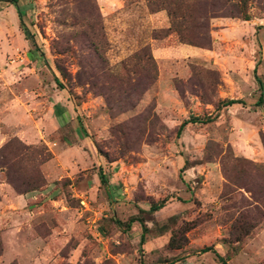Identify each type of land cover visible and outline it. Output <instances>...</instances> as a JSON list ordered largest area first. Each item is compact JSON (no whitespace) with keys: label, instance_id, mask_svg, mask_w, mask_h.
<instances>
[{"label":"rangeland","instance_id":"obj_1","mask_svg":"<svg viewBox=\"0 0 264 264\" xmlns=\"http://www.w3.org/2000/svg\"><path fill=\"white\" fill-rule=\"evenodd\" d=\"M18 4L0 0V149L49 159L33 191L0 167V264H264V0L212 18L208 48L153 39L170 22L145 0ZM193 117L213 121L179 135Z\"/></svg>","mask_w":264,"mask_h":264},{"label":"trees","instance_id":"obj_2","mask_svg":"<svg viewBox=\"0 0 264 264\" xmlns=\"http://www.w3.org/2000/svg\"><path fill=\"white\" fill-rule=\"evenodd\" d=\"M151 13L165 11L168 15L170 27L160 31H155L153 39H163L175 33L179 41L183 44L208 48L212 43L210 20L216 17H237L244 21H249L251 15L248 12V0H145ZM19 11L22 12L18 0H12ZM26 33V30H25ZM59 83V81H58ZM60 84V83H59ZM61 86V84H60ZM62 88V86H61ZM241 100H226L222 103L224 107L242 104ZM264 104V90L260 96L258 105ZM213 119L193 117L179 128V135L189 124L209 123ZM37 150L27 146L21 141L14 139L0 149V167L6 171L7 181L18 191L38 190L43 185V177L40 174L39 166L46 162L49 157L38 159ZM41 157V154H39ZM104 181V177H102ZM163 204L154 205L152 212L161 210ZM140 221L133 217L130 223ZM143 222V221H142ZM129 223V224H130ZM144 225V224H143ZM148 229L144 225L142 242ZM175 239L172 238L170 246H173ZM212 248L204 250L208 252ZM223 264L226 261L220 257ZM159 264H174L173 262H163Z\"/></svg>","mask_w":264,"mask_h":264}]
</instances>
